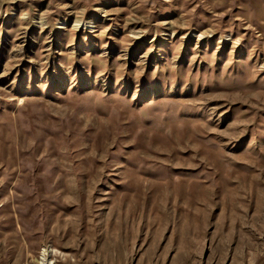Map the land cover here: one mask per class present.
<instances>
[{"label": "rangeland", "instance_id": "rangeland-1", "mask_svg": "<svg viewBox=\"0 0 264 264\" xmlns=\"http://www.w3.org/2000/svg\"><path fill=\"white\" fill-rule=\"evenodd\" d=\"M0 264H264V0H0Z\"/></svg>", "mask_w": 264, "mask_h": 264}]
</instances>
